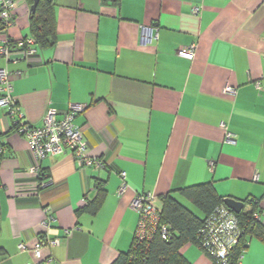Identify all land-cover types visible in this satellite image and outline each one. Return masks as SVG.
<instances>
[{"label": "crops", "instance_id": "crops-1", "mask_svg": "<svg viewBox=\"0 0 264 264\" xmlns=\"http://www.w3.org/2000/svg\"><path fill=\"white\" fill-rule=\"evenodd\" d=\"M9 1L0 69L13 74L24 121L86 106L74 123L105 166L80 168L67 152L33 172L28 141L0 108V264H39L36 245L55 239L42 253L53 264H114L136 236L138 196L162 209L172 195L203 217L182 191L204 184L244 214L255 201L264 228V0H53L57 42L31 59L15 45L31 38L33 4ZM192 47L193 59L179 55ZM247 241L239 264H264V240ZM181 254L213 264L193 244Z\"/></svg>", "mask_w": 264, "mask_h": 264}, {"label": "built area", "instance_id": "built-area-1", "mask_svg": "<svg viewBox=\"0 0 264 264\" xmlns=\"http://www.w3.org/2000/svg\"><path fill=\"white\" fill-rule=\"evenodd\" d=\"M16 4L9 0H0V35L7 34L14 25L13 10ZM198 12L197 9L194 10ZM4 47H0V55H9L12 43L7 39ZM10 46V48H9ZM15 49L25 50L29 58L37 55L36 42L29 38L18 42ZM181 57L193 59L195 49H183L179 51ZM30 58V59H31ZM13 74L8 69H0V108L7 109V115L12 119L13 125L21 136L28 141L29 149L34 157L36 166L33 172L40 170V164L47 158L71 153L80 168L93 166L102 168L105 163L98 158L91 157L88 151V142L85 134L76 127L74 120L78 114L84 113L86 106L71 105L69 110L59 116L55 110H49L41 126H33L24 120V113L13 97ZM259 86V84H258ZM226 92L235 93L231 87L226 88ZM224 126V125H223ZM234 135L227 133V140L233 141ZM119 195H123L128 183L126 173L122 172ZM132 208L140 214V223L136 233V239L144 241L151 239L158 226V209L155 206V199L152 195H140L132 204ZM47 220L45 227L55 221L51 208L47 210ZM256 219L259 215L255 214ZM163 233H167L165 227ZM242 229L240 227L237 214L226 205H220L212 215L206 220L205 225L200 230L199 247L209 258L218 260L221 264H232L234 250L240 243ZM165 237V236H164ZM59 245V240H40L34 249V256L40 260L39 264H53L52 258H43V249ZM21 250H25L24 245H20ZM239 264V263H238Z\"/></svg>", "mask_w": 264, "mask_h": 264}, {"label": "trees", "instance_id": "trees-1", "mask_svg": "<svg viewBox=\"0 0 264 264\" xmlns=\"http://www.w3.org/2000/svg\"><path fill=\"white\" fill-rule=\"evenodd\" d=\"M30 3L34 4V0H30ZM54 9L53 0H39L36 11L31 14L30 34L36 42L37 49L52 47L57 42ZM182 195L201 211L203 217L197 216L172 195L164 196L163 208H157L158 226L151 239L139 241L135 236L130 250L122 253L114 264H190L181 254V249L186 244L199 247L200 230L224 201L210 184L187 188L182 191ZM251 203L255 207L253 213L237 214L242 236L234 250L232 264L240 263L247 248L248 237L257 236L264 240L263 225L254 217L258 214L257 203L255 201ZM96 209L98 207L94 211ZM163 227L167 229V233H163ZM211 260L213 264H221L216 259Z\"/></svg>", "mask_w": 264, "mask_h": 264}, {"label": "water", "instance_id": "water-1", "mask_svg": "<svg viewBox=\"0 0 264 264\" xmlns=\"http://www.w3.org/2000/svg\"><path fill=\"white\" fill-rule=\"evenodd\" d=\"M38 1L39 0H34V4L31 7L33 13L36 11ZM224 203L229 209H231L236 214H240L244 208V203L236 201L231 198L224 199Z\"/></svg>", "mask_w": 264, "mask_h": 264}]
</instances>
